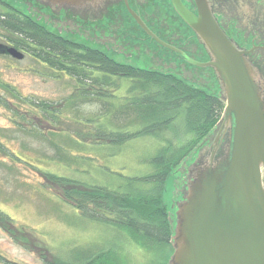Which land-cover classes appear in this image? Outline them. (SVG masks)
I'll list each match as a JSON object with an SVG mask.
<instances>
[{"label": "rangeland", "instance_id": "obj_1", "mask_svg": "<svg viewBox=\"0 0 264 264\" xmlns=\"http://www.w3.org/2000/svg\"><path fill=\"white\" fill-rule=\"evenodd\" d=\"M5 1L54 32V27L28 10L25 0ZM64 35L83 42L78 36ZM148 41L141 38L135 43L140 47L137 51L142 53L140 56L126 57L114 51L107 52L117 61L153 69L148 55L157 47ZM0 42L5 43L1 38ZM93 47L105 50L103 46L93 44ZM55 75L29 54L23 60L0 54V83L36 103H52L62 116L57 127H53L34 105L21 103L6 89L0 88V98L6 101V104L0 102V139L4 145L0 146V211L13 220L8 222L0 217V264L66 262L77 254L109 250L115 252L120 264H168L173 246L148 244L144 247L133 241L126 231L83 216L63 198L65 187L59 182L48 181L44 173L87 185L126 190L132 184V178L153 172L154 155L165 139L176 134L163 130L134 138L123 145L96 144L91 137L76 136L74 120L94 117L103 102L82 97L71 76ZM128 85L129 80L125 78L111 91L123 95ZM199 86L210 93L221 92L216 80ZM88 89L96 88L90 86ZM13 119L22 128H18ZM175 138L178 143V137ZM202 143L187 157L173 153L177 164L168 178L164 202L174 220L177 203L183 198L180 189L185 173Z\"/></svg>", "mask_w": 264, "mask_h": 264}, {"label": "trees", "instance_id": "obj_2", "mask_svg": "<svg viewBox=\"0 0 264 264\" xmlns=\"http://www.w3.org/2000/svg\"><path fill=\"white\" fill-rule=\"evenodd\" d=\"M0 38L33 56L55 76H71L82 97L103 102L94 117L74 120L76 136L91 137L96 144L123 145L163 130L176 134L165 139L154 155L153 172L132 178L126 190L87 185L44 173L48 181L59 182L65 187L63 198L83 216L126 231L133 241L144 247L148 244L172 246L175 220L164 202V193L177 164L173 153L187 157L213 132L225 108L220 93H210L173 73L117 61L101 49L59 37L5 0H0ZM125 78L129 80L125 94L111 91ZM90 86L96 89H88ZM0 88L21 103L34 105L50 125L57 127L62 116L52 103H36L2 83ZM0 102L6 101L0 98ZM13 120L22 128L16 119ZM39 136L47 138L43 133ZM1 142L0 139V146ZM0 217L13 221L2 211ZM83 254L66 262L49 264H120L111 250Z\"/></svg>", "mask_w": 264, "mask_h": 264}, {"label": "water", "instance_id": "obj_3", "mask_svg": "<svg viewBox=\"0 0 264 264\" xmlns=\"http://www.w3.org/2000/svg\"><path fill=\"white\" fill-rule=\"evenodd\" d=\"M38 1L81 10L103 8L107 0ZM197 1L199 15L173 0L209 52L211 59L203 65L214 69L225 108L212 144L201 148L188 167L168 264H264V77L219 26L207 0ZM0 54L25 58L3 42ZM222 133L229 141L225 153H217Z\"/></svg>", "mask_w": 264, "mask_h": 264}, {"label": "flooded vegetation", "instance_id": "obj_4", "mask_svg": "<svg viewBox=\"0 0 264 264\" xmlns=\"http://www.w3.org/2000/svg\"><path fill=\"white\" fill-rule=\"evenodd\" d=\"M25 2L28 10L54 27V34L59 37L89 47L93 44L103 46L105 50L102 51L107 54V51H114L126 57L140 56L142 53L137 52L140 47L135 43L141 38L146 42L149 40L157 47L148 55L154 70L173 73L197 86L214 80L219 83L214 69L203 65L211 59L209 52L198 34L177 12L173 0H107L103 8L85 7L81 10L59 5L51 8L38 0ZM181 2L189 11L199 15L197 0ZM207 2L222 30L264 77V0ZM133 12L160 41L139 23ZM64 34L78 36L83 42ZM215 136L216 133L212 132L199 150L209 147ZM228 141V133H222L217 141V153H225ZM185 188L186 176L180 189L182 196Z\"/></svg>", "mask_w": 264, "mask_h": 264}]
</instances>
